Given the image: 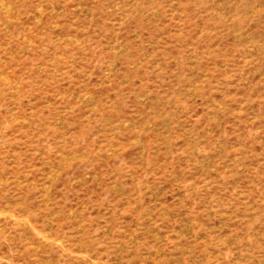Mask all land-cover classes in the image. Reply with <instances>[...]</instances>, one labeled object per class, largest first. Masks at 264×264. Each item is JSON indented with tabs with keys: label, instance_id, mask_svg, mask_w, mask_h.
<instances>
[{
	"label": "rangeland",
	"instance_id": "1",
	"mask_svg": "<svg viewBox=\"0 0 264 264\" xmlns=\"http://www.w3.org/2000/svg\"><path fill=\"white\" fill-rule=\"evenodd\" d=\"M0 264H264V0H0Z\"/></svg>",
	"mask_w": 264,
	"mask_h": 264
}]
</instances>
